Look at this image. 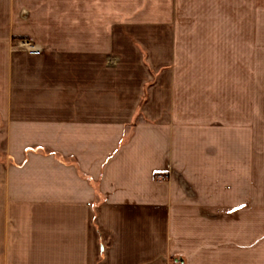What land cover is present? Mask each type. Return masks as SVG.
<instances>
[{"label": "crops", "instance_id": "crops-1", "mask_svg": "<svg viewBox=\"0 0 264 264\" xmlns=\"http://www.w3.org/2000/svg\"><path fill=\"white\" fill-rule=\"evenodd\" d=\"M0 126V264H264V0H0Z\"/></svg>", "mask_w": 264, "mask_h": 264}, {"label": "built area", "instance_id": "built-area-1", "mask_svg": "<svg viewBox=\"0 0 264 264\" xmlns=\"http://www.w3.org/2000/svg\"><path fill=\"white\" fill-rule=\"evenodd\" d=\"M19 45H21L22 47H25L31 52H35V53L40 52V48L32 40L28 38L20 41Z\"/></svg>", "mask_w": 264, "mask_h": 264}, {"label": "rangeland", "instance_id": "rangeland-1", "mask_svg": "<svg viewBox=\"0 0 264 264\" xmlns=\"http://www.w3.org/2000/svg\"><path fill=\"white\" fill-rule=\"evenodd\" d=\"M28 37H18L16 39H14L13 41V48H25V47H22L21 45H19V42L22 41L23 39H27ZM29 39V38H28ZM31 40V39H30ZM34 42V41H33ZM35 43V42H34ZM36 44V43H35ZM3 126H0V138H2V135H3ZM172 264H178L177 261H172Z\"/></svg>", "mask_w": 264, "mask_h": 264}]
</instances>
